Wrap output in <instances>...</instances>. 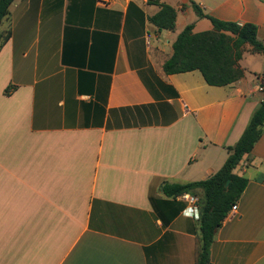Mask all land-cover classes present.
I'll return each mask as SVG.
<instances>
[{
  "label": "crops",
  "instance_id": "obj_1",
  "mask_svg": "<svg viewBox=\"0 0 264 264\" xmlns=\"http://www.w3.org/2000/svg\"><path fill=\"white\" fill-rule=\"evenodd\" d=\"M192 1L255 25L264 44V0ZM160 2L177 11L173 31L149 22L160 8L148 0L11 5L0 27L11 32L0 50V264H195L199 221L161 188L222 168L264 99V54L246 46L245 77L224 87L200 71L168 75L178 35L213 25L190 0ZM235 173L248 186L210 264H264V126Z\"/></svg>",
  "mask_w": 264,
  "mask_h": 264
},
{
  "label": "trees",
  "instance_id": "obj_2",
  "mask_svg": "<svg viewBox=\"0 0 264 264\" xmlns=\"http://www.w3.org/2000/svg\"><path fill=\"white\" fill-rule=\"evenodd\" d=\"M14 1L0 0V27L10 14ZM190 1L200 18L211 21L213 29L194 33V24L188 25L174 42L173 54L163 65L164 72L171 75L200 71L207 84L215 87L228 86L243 79L246 71L239 66V61L243 58L246 46H250L253 53L264 54V44L258 40L257 27L253 24L221 21L204 14L198 4ZM148 2L160 8L156 15L149 18V22L160 31H173L177 21L176 9L160 0ZM10 38V31L0 30V50ZM9 91L7 89L6 94ZM263 126L264 99L240 140L234 147L228 148L229 156L219 171L202 181L165 183L161 188L166 197L173 199L183 194L196 196L197 190L203 192L199 199L200 232L196 235L195 264H210V249L215 234L248 186V179L237 175L235 169L246 155L252 153L262 136Z\"/></svg>",
  "mask_w": 264,
  "mask_h": 264
},
{
  "label": "built area",
  "instance_id": "obj_3",
  "mask_svg": "<svg viewBox=\"0 0 264 264\" xmlns=\"http://www.w3.org/2000/svg\"><path fill=\"white\" fill-rule=\"evenodd\" d=\"M148 47H150L149 45V40H148ZM262 91V89H261ZM179 198H181L182 200L187 202V206L183 211V214L186 217L192 218L194 220L199 221L200 219V208L198 205V200L196 199L195 196L191 195V194H183L182 196H179ZM237 213V205H233L228 217H234L236 216Z\"/></svg>",
  "mask_w": 264,
  "mask_h": 264
}]
</instances>
